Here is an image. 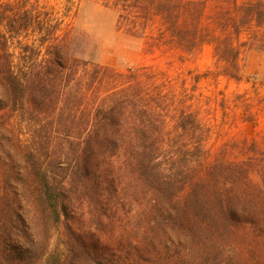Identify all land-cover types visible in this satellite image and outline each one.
<instances>
[{"label": "trees", "instance_id": "16d2710c", "mask_svg": "<svg viewBox=\"0 0 264 264\" xmlns=\"http://www.w3.org/2000/svg\"><path fill=\"white\" fill-rule=\"evenodd\" d=\"M100 1L150 45L213 44L216 78L240 80L242 31L264 54V0ZM48 11L0 0V264H264V133L217 143L187 90L83 59L69 11ZM233 97L241 113L222 96L224 121L252 123L246 95ZM60 226L64 253L50 246Z\"/></svg>", "mask_w": 264, "mask_h": 264}, {"label": "rangeland", "instance_id": "374dc122", "mask_svg": "<svg viewBox=\"0 0 264 264\" xmlns=\"http://www.w3.org/2000/svg\"><path fill=\"white\" fill-rule=\"evenodd\" d=\"M39 1L56 17L67 15L66 12L69 11L70 18L66 19L70 23V34L72 37L79 36L75 48L81 53L83 59H87L93 52L94 60L100 65H106L118 71L146 66L164 73L171 79L175 91L180 92L181 87L184 91L187 90L183 96L184 101H192L196 106L201 104L205 111L203 113L205 118L215 125L219 124V129H222L217 143L222 141L221 138L226 132L239 138H250L258 133H264V54L249 47L247 32L250 33V30L242 31L237 38H233V43L239 48L238 64L241 75L239 81H234L222 76L216 78L223 62L216 58L211 43L202 44L192 55L176 49H167L161 45L153 46L150 45L149 38L146 40L133 37L122 29H118L116 10L105 6L100 0ZM209 14L210 12H208L210 18ZM213 23L219 26L215 19ZM204 24L205 29L213 27L208 19ZM25 41L24 38L20 40L21 43ZM14 47H21V45L15 43L13 47L10 46L12 49ZM183 81L184 83L181 84ZM192 91H194L193 94ZM234 93L246 95L251 111L255 114L252 123L235 120L234 126L233 124L230 126L229 121L234 117L224 121L219 106L222 96L228 99L232 108L235 104L242 106L241 101H235ZM206 97H210L209 103ZM233 110L237 114L241 113V108L237 110L233 108ZM21 128L18 124L15 127L19 135L23 133ZM214 138L215 136L210 143L215 142ZM64 241L63 229L60 226L53 232L50 246L59 253H64Z\"/></svg>", "mask_w": 264, "mask_h": 264}]
</instances>
